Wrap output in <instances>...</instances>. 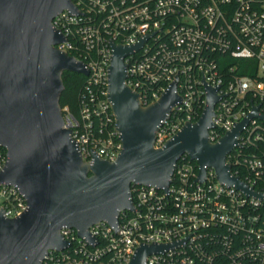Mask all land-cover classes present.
Instances as JSON below:
<instances>
[{"label": "built area", "instance_id": "obj_1", "mask_svg": "<svg viewBox=\"0 0 264 264\" xmlns=\"http://www.w3.org/2000/svg\"><path fill=\"white\" fill-rule=\"evenodd\" d=\"M51 24L62 36L56 49L79 60L87 74L77 117L61 109L82 161H114L121 149L107 98L111 44L140 47L122 58L124 84L144 106L171 83L179 98L154 132L158 148L205 107L204 84L215 89L209 142L215 143L256 109L225 156L230 175L250 194L217 181L181 155L167 190L131 185V210L116 227H87L91 243L73 228L59 234L68 245L47 252L40 264H127L141 245H172L143 264H264V0H69ZM261 118H260V117ZM6 160L0 147V170ZM257 194V195H254ZM26 208L15 186L0 183L5 218Z\"/></svg>", "mask_w": 264, "mask_h": 264}, {"label": "water", "instance_id": "obj_2", "mask_svg": "<svg viewBox=\"0 0 264 264\" xmlns=\"http://www.w3.org/2000/svg\"><path fill=\"white\" fill-rule=\"evenodd\" d=\"M62 10L75 11L69 0H0V147L6 155L0 183L15 186L26 203L16 217L0 213V264H40L48 251L67 247L59 234L62 227L91 243L87 227L103 221L115 228L119 212L131 210V185L166 191L181 155L196 162L197 181L204 178V167H211L218 182L251 193L230 175L225 156L242 126L257 116L256 109L211 143L207 130L218 99L214 88L204 84L206 105L196 121L153 147L159 122L179 98L173 82L157 101L143 106L124 84L122 58L142 39L132 46L111 44L107 98L121 149L112 162L96 156L82 161L64 124L59 96L63 71L83 76L87 71L54 47L63 38L51 19ZM172 245L141 244L127 264H143L147 255Z\"/></svg>", "mask_w": 264, "mask_h": 264}, {"label": "trees", "instance_id": "obj_3", "mask_svg": "<svg viewBox=\"0 0 264 264\" xmlns=\"http://www.w3.org/2000/svg\"><path fill=\"white\" fill-rule=\"evenodd\" d=\"M61 81L63 89L59 96L60 108L66 107L72 116L77 117V101L83 88L85 77L74 72L63 71L61 73Z\"/></svg>", "mask_w": 264, "mask_h": 264}]
</instances>
